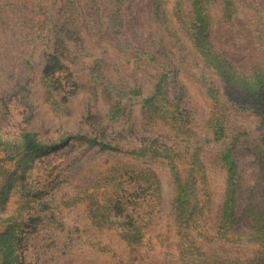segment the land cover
I'll use <instances>...</instances> for the list:
<instances>
[{
	"label": "rangeland",
	"instance_id": "374dc122",
	"mask_svg": "<svg viewBox=\"0 0 264 264\" xmlns=\"http://www.w3.org/2000/svg\"><path fill=\"white\" fill-rule=\"evenodd\" d=\"M0 264H264V0H0Z\"/></svg>",
	"mask_w": 264,
	"mask_h": 264
},
{
	"label": "trees",
	"instance_id": "16d2710c",
	"mask_svg": "<svg viewBox=\"0 0 264 264\" xmlns=\"http://www.w3.org/2000/svg\"><path fill=\"white\" fill-rule=\"evenodd\" d=\"M66 140L67 139H63L57 143H52V144H42V143H40L34 139L33 133H31V132H24L23 133L24 148L28 151H44V150H48L50 148L59 147L60 145L65 144ZM90 141L94 142V143H98L102 147L111 148L110 145H108L104 142H101V141H97L96 139H90Z\"/></svg>",
	"mask_w": 264,
	"mask_h": 264
}]
</instances>
